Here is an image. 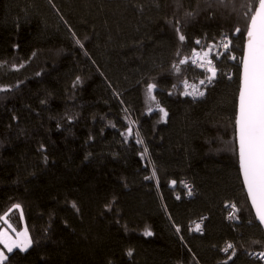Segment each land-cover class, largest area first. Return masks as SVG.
<instances>
[{"label":"trees","instance_id":"trees-1","mask_svg":"<svg viewBox=\"0 0 264 264\" xmlns=\"http://www.w3.org/2000/svg\"><path fill=\"white\" fill-rule=\"evenodd\" d=\"M245 3L0 0V218L32 241L2 264H264L248 257L264 233L238 167L240 64L216 55L204 95L182 91L203 77L193 50L228 36L242 57Z\"/></svg>","mask_w":264,"mask_h":264},{"label":"snow or ice","instance_id":"snow-or-ice-1","mask_svg":"<svg viewBox=\"0 0 264 264\" xmlns=\"http://www.w3.org/2000/svg\"><path fill=\"white\" fill-rule=\"evenodd\" d=\"M244 6L248 10L246 45L240 60L242 76L235 115V135L238 142L239 173L247 190L252 209L255 211V219L259 221L260 225H264V0H246ZM244 31L245 29L241 28L235 30L236 33H243ZM177 33L179 40L184 42L185 36L180 34V29H177ZM196 43L200 44V41L197 40ZM230 43L231 41L223 44L226 51L231 50ZM192 54L193 56L197 55L195 50ZM204 56L207 57L208 52H205ZM192 62L195 63L196 61L193 60ZM179 63L184 64L186 61L182 59ZM207 64V71L211 75L207 76L206 79L211 82L215 77V69L211 66V60H208ZM201 83L203 84L204 81L202 80ZM154 87L153 84H149L147 87V92L152 99H154L151 97ZM189 94L195 95L196 90L193 93H185V95ZM198 95L203 96L204 92H198ZM160 111L164 116H167L162 108ZM14 207L19 208V205ZM198 229L199 225H197ZM145 235L150 236L152 233L146 231ZM0 243H3L7 252L11 253L14 248H18L21 252L27 251L32 241L27 232H21L19 239L11 243L4 239L0 240ZM259 255L260 258L264 259V252ZM6 259H8L6 254L0 251V264Z\"/></svg>","mask_w":264,"mask_h":264},{"label":"built area","instance_id":"built-area-1","mask_svg":"<svg viewBox=\"0 0 264 264\" xmlns=\"http://www.w3.org/2000/svg\"><path fill=\"white\" fill-rule=\"evenodd\" d=\"M230 39L228 36H222L220 37L217 42L215 43V45L211 46V47H207L204 49H198L195 50V52L197 53L196 56H193V54L190 57V65L199 70L200 72L203 73V77L198 79V80H185L182 86V91H183V95H185V93H193L194 90H196V94L192 95H185L186 97H189L191 99L197 100L200 99L202 96L198 95V92H205L206 89L208 87H210L213 84V81L215 79V77L213 78V80L211 82H209L206 77L211 75V73H209L207 71V61L211 60L212 61V67L215 69V76H216V63H215V57L216 55H221V54H225L227 55L229 61L231 63H239L240 64V60L241 58H239L237 55H235L234 53L230 51H226L225 48L223 47L224 43H229ZM208 52V56L205 57L204 53ZM233 57H235V59H233ZM195 60L196 62L193 63L192 61ZM227 79L231 78V74L226 76ZM204 81V83L202 84L201 81ZM226 208V220L229 222H234L235 221V215L237 212V207L234 203H229L225 205ZM190 232H194L197 234H200L201 231L194 229L193 227L190 229ZM229 251V247L226 246L222 249V253H227ZM264 251H252L248 254L249 259L254 260L256 262L259 263H264V259L260 258V253H262Z\"/></svg>","mask_w":264,"mask_h":264},{"label":"rangeland","instance_id":"rangeland-1","mask_svg":"<svg viewBox=\"0 0 264 264\" xmlns=\"http://www.w3.org/2000/svg\"><path fill=\"white\" fill-rule=\"evenodd\" d=\"M21 232H27V235L30 238L29 232H28L25 224L22 223L21 229L16 231L10 227V225L7 222V220L5 219V217L0 218V240L7 239L8 242L11 243L12 241L20 238ZM30 240H31V238H30ZM14 250H19V249L14 248L13 251ZM0 251H3L6 254V256L9 254V252H7V249L4 247L3 243H0Z\"/></svg>","mask_w":264,"mask_h":264},{"label":"water","instance_id":"water-1","mask_svg":"<svg viewBox=\"0 0 264 264\" xmlns=\"http://www.w3.org/2000/svg\"><path fill=\"white\" fill-rule=\"evenodd\" d=\"M245 45H246V42H245L244 46H245ZM242 55H243V53H242ZM240 73H241V76H242V66H241V63H240ZM238 95H239V92H238ZM237 107H238V96H237ZM236 111H237V108H236ZM235 139H236V135H235ZM236 144H237V148H238V142H237V139H236ZM238 167H239V162H238ZM240 176H241V175H240ZM241 181H242V186H243V188H244V190H245V193H246V196H247V199H248L249 206H250V208H251V210H252V213H253V215H254V218H255V211L252 209L251 202H250V200H249V198H248V195H247V190H246V188H245L244 185H243V179H242V177H241ZM255 220H256V219H255ZM256 222H257L258 225L261 227V229H262V231H263V233H264V225H260L258 220H256Z\"/></svg>","mask_w":264,"mask_h":264}]
</instances>
